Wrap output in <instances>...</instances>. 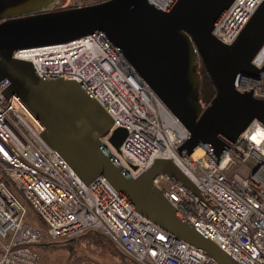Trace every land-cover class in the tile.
Wrapping results in <instances>:
<instances>
[{
	"label": "built area",
	"instance_id": "obj_1",
	"mask_svg": "<svg viewBox=\"0 0 264 264\" xmlns=\"http://www.w3.org/2000/svg\"><path fill=\"white\" fill-rule=\"evenodd\" d=\"M167 9L173 0H150ZM263 0H234L213 34L233 43ZM264 46L252 63L257 75L239 73L235 89L264 100ZM13 56L30 61L41 77L82 83L113 118L104 147L136 178L158 158H170L197 188L165 172L153 185L191 224L215 242L232 264H264V123L255 119L220 157L208 144L179 152L189 131L149 88L103 31L68 42L21 48ZM0 81V169L27 202L0 178V264H38L44 236L75 238L100 234L123 252L125 264H221L135 210L104 176L89 184L43 138L45 125L17 95L7 97ZM207 106V105H206ZM127 136L119 152L109 140L117 127Z\"/></svg>",
	"mask_w": 264,
	"mask_h": 264
},
{
	"label": "water",
	"instance_id": "obj_2",
	"mask_svg": "<svg viewBox=\"0 0 264 264\" xmlns=\"http://www.w3.org/2000/svg\"><path fill=\"white\" fill-rule=\"evenodd\" d=\"M233 1L173 0L163 10L150 0H104L56 9L52 7L73 3L0 0V81H10L5 95L24 100L45 125V141L83 182L106 177L135 210L221 264L234 261L153 185L154 177L165 172L197 192L180 167L169 158H158L138 177L129 176L101 140L110 133L113 118L87 88L74 80L41 77L30 61L13 53L103 31L189 131L179 152L191 154L208 144L220 157L228 148L227 140H236L255 119L264 123V100L234 86L239 73L261 71L252 60L264 46V0L236 40L225 44L213 30ZM199 60L216 89L207 106L197 99L202 79ZM126 136V128L120 126L109 140L119 150Z\"/></svg>",
	"mask_w": 264,
	"mask_h": 264
},
{
	"label": "rangeland",
	"instance_id": "obj_3",
	"mask_svg": "<svg viewBox=\"0 0 264 264\" xmlns=\"http://www.w3.org/2000/svg\"><path fill=\"white\" fill-rule=\"evenodd\" d=\"M93 1L96 0H71L73 3L71 5L52 8L83 5ZM28 209V220L41 228H45V223L40 217L35 215L34 209L30 206H28ZM92 235L96 234L92 233ZM99 239L100 242L98 244H91L86 236L75 239L59 238L56 240L44 236L37 245H34L40 256L38 264H121L117 248L107 239L102 237Z\"/></svg>",
	"mask_w": 264,
	"mask_h": 264
},
{
	"label": "trees",
	"instance_id": "obj_4",
	"mask_svg": "<svg viewBox=\"0 0 264 264\" xmlns=\"http://www.w3.org/2000/svg\"><path fill=\"white\" fill-rule=\"evenodd\" d=\"M100 1H104V0H96V1H93V2L87 3V4H92V3H96V2H100ZM75 6H78V5H75ZM71 7H74V6H71ZM60 8H62V7H60ZM197 70H198L199 74L202 76L200 85L198 87L197 99H198V101L200 102L201 105L206 106V105H208L210 103V101L215 96L216 89H215V86H214L211 78L209 77L204 65L202 64V62L198 64ZM0 178L4 179L7 182L9 187L15 192V194L19 198L24 199L26 201V199L24 198V196L21 193V191H19L17 186L14 183H12V181L10 179H8V178H6L4 176V174H3L1 169H0ZM26 202H27L28 206L32 207L30 205V203H28V201H26ZM34 213H35V215H37L35 211H34ZM92 233H94L96 235H92ZM81 236H86L89 239V243H91V244H98L100 242L99 238L102 237L100 234L95 233L93 231H87L86 233H84ZM81 236H79V237H81ZM75 238H78V237H75ZM75 238H70V239H75ZM118 256H119V259H120V263L121 264H125L124 263V256H122V255L121 256L118 255Z\"/></svg>",
	"mask_w": 264,
	"mask_h": 264
},
{
	"label": "bare ground",
	"instance_id": "obj_5",
	"mask_svg": "<svg viewBox=\"0 0 264 264\" xmlns=\"http://www.w3.org/2000/svg\"><path fill=\"white\" fill-rule=\"evenodd\" d=\"M262 48H263V47H262ZM262 48H261V49H262ZM260 51H261V50H260ZM260 51H259V52H260ZM263 53H264V50H263ZM253 65H254V64H253ZM120 147H121V146H120ZM115 150H116L117 152H119L120 149L118 150L117 148H115ZM169 159H170V158H169ZM108 241H109V240H108ZM112 244L114 245L113 242H112ZM114 246L116 247V245H114Z\"/></svg>",
	"mask_w": 264,
	"mask_h": 264
},
{
	"label": "flooded vegetation",
	"instance_id": "obj_6",
	"mask_svg": "<svg viewBox=\"0 0 264 264\" xmlns=\"http://www.w3.org/2000/svg\"><path fill=\"white\" fill-rule=\"evenodd\" d=\"M201 62V60L198 61V63Z\"/></svg>",
	"mask_w": 264,
	"mask_h": 264
}]
</instances>
